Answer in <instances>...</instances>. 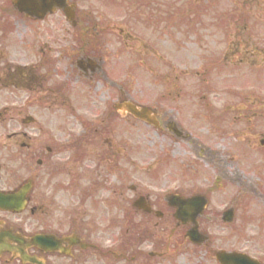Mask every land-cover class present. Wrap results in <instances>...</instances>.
Returning a JSON list of instances; mask_svg holds the SVG:
<instances>
[{
    "label": "flooded vegetation",
    "instance_id": "obj_1",
    "mask_svg": "<svg viewBox=\"0 0 264 264\" xmlns=\"http://www.w3.org/2000/svg\"><path fill=\"white\" fill-rule=\"evenodd\" d=\"M10 1L0 0V64L2 65L0 67V105L7 99L9 102L20 105V110L29 106L39 109L40 104H53L60 112L72 114L75 109H78L77 102L81 100V90L72 89L73 74L79 78L78 73H75L73 69V63L79 54L99 55L106 62L109 56L108 51L104 49L105 44H71L72 35L69 25H61V29L58 28L56 31L55 24L46 25L42 27L41 34L33 27V24L44 23L49 18L42 22L25 19L12 8ZM21 28H23L22 32L24 28L27 29V35L24 41H17L16 37H19L18 32ZM55 34H57L56 38ZM95 76L96 74H91L89 76L91 81L88 82L89 79H87L85 82H80L81 85L91 88L92 92L96 91L95 88H104L103 80L98 81L99 77ZM76 116L77 113L74 112L73 117ZM2 124L3 122L0 125ZM33 126H35V136L31 144L24 142V140H30L25 135L8 138L11 141L10 145L20 150L18 157L25 158L27 165L31 159L34 160L33 173L43 169L45 173L48 171L52 176L60 178L63 173L71 175V171L75 170L76 175H79L77 170H83L82 158H87L89 140L90 143L95 144L98 162L106 166L107 171L114 172V169H117L119 142H113L114 138H111L109 128L103 126L97 136H84L81 141H78L75 139L80 138L55 136L50 130L47 131V128L53 127L52 123L36 125L34 122ZM64 161L67 163L62 164L61 162ZM40 177L41 175H35L34 186L25 197L26 215L0 212L6 229L13 233L22 232L21 229L26 227L30 229L29 233L40 239L39 249H32L30 253L39 257L43 264H99L105 253L101 247L104 232L101 229V218L96 215L97 207L100 205L110 207L112 202L99 198L101 186L99 187L93 179L88 182L86 173L73 180L74 185L69 190L74 197L72 200L59 193L57 189L53 190L50 185L40 184L42 182ZM18 186L19 181H16V184L8 187L0 176L2 190H15ZM59 186L63 187L62 184ZM111 187L120 192L119 182ZM130 190L129 197L124 201L131 205L137 199L144 198L150 212L141 214L138 224L135 221V213L126 219L128 228L124 232L126 235L121 246L112 255L114 263L162 264L164 261L174 259L185 264L189 261L188 257H191L195 264H202L201 261L203 264H217L215 250L210 248L212 246L210 238H208L211 240L208 241L209 243H203L199 247L192 246L185 237L189 226H183L174 220L173 211L168 207L167 202L150 200L149 196L138 194L135 188ZM115 193L116 190L113 189L111 195L115 196ZM88 203L96 213L88 211ZM17 217L23 219H17ZM216 221L215 217L200 216L196 223L201 231L206 230L208 234H211L215 231ZM136 226H140L141 230L145 229V232L149 230L153 242L151 245L154 248L152 251L147 253L144 248V251L140 249L141 237L137 241L133 240ZM54 239L59 241L56 248L52 244ZM180 241L188 247L189 253L181 248ZM243 245L242 251L247 253L248 241H244ZM199 253L203 254V259L200 258ZM256 254L259 257L255 259L264 264L263 252L259 250Z\"/></svg>",
    "mask_w": 264,
    "mask_h": 264
},
{
    "label": "rangeland",
    "instance_id": "obj_2",
    "mask_svg": "<svg viewBox=\"0 0 264 264\" xmlns=\"http://www.w3.org/2000/svg\"><path fill=\"white\" fill-rule=\"evenodd\" d=\"M198 1L200 2V6L197 8L196 6L199 3ZM198 1L177 0V4L175 5L173 4L175 3L174 0H165L164 2L166 3V6L164 8V4L161 0H116V9H114V12L111 11V0H85L84 2H77V4L79 8L82 9L90 8L97 13L104 12L106 20H118L120 28L123 29L124 32L130 31L131 34L143 39L154 49L157 47L161 51L162 44L158 43V36L167 37V44H183L182 50L167 48L170 57L174 55L173 59L179 61L174 63L177 67L183 63L186 65L187 60H191L192 63L196 62L197 65H200V58L202 55H207L208 57L220 56V53L224 49V44H258L264 51V0ZM106 7L109 8L107 9L108 12L105 11ZM193 8L195 9V12L191 13L190 9ZM139 9H142V11L137 14ZM132 15L134 16L132 17ZM182 16L184 18H182ZM196 16L198 18L194 19ZM165 17L167 20L164 19ZM189 18L191 21H189ZM147 20L149 23L157 20H159V22L157 24H149L146 23ZM169 25L170 27L168 31H165ZM22 31L23 28H21L18 32L19 37H16L17 41H24V38L27 35V29L24 28V32ZM159 31L162 35L159 34ZM123 43L126 42L124 38L120 37L121 45L118 62L120 71H118V75L114 70L113 76L117 77L120 85L123 86L125 91H127L129 97L135 101L143 103L153 101L159 102L158 100H160L163 87L159 69L161 64L158 58H154L152 55H148L146 57L138 56L133 50H129L127 47L125 48L122 45ZM108 44H116L115 38L112 37L111 42ZM129 46L134 48L137 47L136 44ZM199 46L201 48L205 47L208 53L203 50L200 52L201 49L198 50ZM132 55L142 59L143 61L147 60L146 58L154 60L157 62V65H155L157 66V69L154 65L151 67V65L148 64V69L141 67V70H135L134 72L133 69H131L132 63H129L133 60L131 58ZM181 59L185 60L180 61ZM135 61L138 62L137 60ZM114 63H116V60H114ZM1 66L2 65L0 64V67ZM107 68L109 69V65ZM259 70L261 71H256L249 67L241 68L239 73L246 74L247 76L245 75L246 77L241 78L240 81L235 83L232 82L235 86H237L235 88L245 87L246 89L264 90V66ZM149 71H151V74L148 73ZM232 72L236 71L232 70ZM249 72H251V74H249ZM235 75L236 74L231 73L232 78H234ZM193 82H195V80L192 78L183 79L181 85L183 86L184 92L191 89ZM216 84L220 87L224 84V82L223 80L216 81ZM111 125L116 126L119 131L112 132L117 135L114 136V141H120L121 143L119 145L127 149L126 151L129 155H126L125 159L134 161L138 167H144L145 163L149 162L151 158L152 161L156 160L155 157L157 153H165L166 151H169L170 153L171 158L169 157V160L178 158L186 159L187 153L185 146L171 145L170 142L159 138L157 134L152 132V130L141 124L133 125V123L128 122V130H124L122 128L123 126H121L122 124L119 125L117 121H114ZM242 126L246 127V124L242 122L236 123V128L242 130ZM256 130L257 129H253L252 131L256 133ZM126 151L124 152L126 153ZM220 156L226 158V156ZM250 159L251 162H254V158ZM121 164L122 168L126 171L130 184H133L134 182L139 185L142 182L145 183L150 187L149 191L153 194V196H156L158 194V190L167 186L170 183L169 181L173 179V169L171 166L167 170L159 169V182L158 179L156 182H152L151 177H147L145 173H135L133 168L130 166L129 161H124ZM207 166L211 170L206 171L210 176L208 180H210L212 174H216L220 171H215V169L209 165ZM235 168L237 169V167L233 165V169L237 172ZM223 174L227 175L224 171ZM239 176L241 175L239 174ZM241 177L244 178L245 176L243 175ZM105 178L106 176L100 177L101 180ZM108 180L109 184H115L112 177L108 178ZM185 184L188 188H191L194 185L189 180H186ZM224 186L226 187L218 193H215V191L212 192L213 190L210 192L209 200H211V211L214 213L217 212V214L221 210V207H225L224 203L226 201L224 199L229 197L226 188L237 195L240 194V189L238 187L241 188V184L239 182H237L234 186L229 184H224ZM172 188L174 187L172 186ZM111 191L112 189H109V193ZM105 193V191L101 192L99 194V198H103ZM249 200H251V202L255 201L254 196H252ZM88 211L96 213L95 209L91 208L89 203ZM240 212H242V210L237 211V217L240 215ZM96 215H98L101 218V222H103V215L98 212ZM237 223L238 221L234 222V227H238L239 223ZM214 240L215 248L239 249L240 247L239 236H232L228 230L218 231ZM250 248L253 247L250 246Z\"/></svg>",
    "mask_w": 264,
    "mask_h": 264
},
{
    "label": "water",
    "instance_id": "obj_3",
    "mask_svg": "<svg viewBox=\"0 0 264 264\" xmlns=\"http://www.w3.org/2000/svg\"><path fill=\"white\" fill-rule=\"evenodd\" d=\"M19 4V8L24 11H28L29 13H33L35 6L36 5V14L39 10H41L44 7V3L46 5H53L54 7H62V4L64 2V0H18ZM43 3V4H41ZM53 3V4H52ZM132 114L136 115L137 111L136 110H130Z\"/></svg>",
    "mask_w": 264,
    "mask_h": 264
},
{
    "label": "bare ground",
    "instance_id": "obj_4",
    "mask_svg": "<svg viewBox=\"0 0 264 264\" xmlns=\"http://www.w3.org/2000/svg\"><path fill=\"white\" fill-rule=\"evenodd\" d=\"M207 158L210 156L208 153L205 155ZM219 163V162H218ZM221 165V163H219ZM224 169V167H222ZM232 177L236 178L237 174L235 172H232Z\"/></svg>",
    "mask_w": 264,
    "mask_h": 264
}]
</instances>
